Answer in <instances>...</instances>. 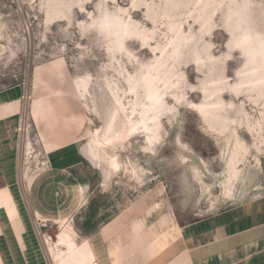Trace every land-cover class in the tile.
<instances>
[{"label":"rangeland","instance_id":"rangeland-1","mask_svg":"<svg viewBox=\"0 0 264 264\" xmlns=\"http://www.w3.org/2000/svg\"><path fill=\"white\" fill-rule=\"evenodd\" d=\"M102 10L123 23L121 44L92 27ZM242 35L249 50L235 47ZM157 64L167 107L150 145L140 123L149 102L128 81ZM14 86L24 91L21 178L48 171L46 154L59 142L100 155L84 163L90 185L77 224L91 223L85 230L142 204L185 225L264 195V0H0V91ZM205 102L210 127L194 110ZM114 110L116 130L104 137ZM236 138L248 153L230 178L228 160L242 153Z\"/></svg>","mask_w":264,"mask_h":264},{"label":"crops","instance_id":"crops-1","mask_svg":"<svg viewBox=\"0 0 264 264\" xmlns=\"http://www.w3.org/2000/svg\"><path fill=\"white\" fill-rule=\"evenodd\" d=\"M22 95L20 86L0 91V264H264V195L185 225L142 204L79 226L89 161L76 141L59 142L46 154L48 171L21 178ZM39 221L48 226L39 230ZM63 233L70 239L59 242Z\"/></svg>","mask_w":264,"mask_h":264},{"label":"bare ground","instance_id":"bare-ground-1","mask_svg":"<svg viewBox=\"0 0 264 264\" xmlns=\"http://www.w3.org/2000/svg\"><path fill=\"white\" fill-rule=\"evenodd\" d=\"M122 25H123V23L121 22L120 19H118L114 23V25L112 27V28H114V31L113 30L111 31V33L116 36V39H117V41L120 44H121V41H122V35L123 34L120 36V34L118 33L117 30ZM130 25H131V23H128L127 25L123 26L124 27V31L126 33L125 36H131L130 35V33H131ZM244 47L248 49V47H246V46H244ZM252 54L254 55V51H253ZM160 72H161V68H160V65H158V64L155 65V66H152L150 69H148V74L147 75H148L149 79H148L147 89L150 90L153 93V95H155V94L158 93L163 98L164 95L159 90V82H161V80H162V78L160 77ZM163 103H164V98H163ZM210 103L209 102H205L204 104H202V105H200L198 107H194V110H196L197 113L205 120V122L207 123V125L209 127L213 123V122L211 123V121H212L211 120L212 115H211V113L209 111L210 110V107H211V104ZM148 111H150V110L148 109ZM118 115H120V114H119V111H117V110H114V112L111 114L110 119H109V123H108V126H107V130L103 133V136L104 137L106 135H108V133H110L111 131L116 130V127H117L116 120H117ZM160 116H161L160 113H154V112H151L150 115H147V114L145 115L144 114L142 116V119H141V122L140 123L143 125V129H145V128L148 129V131H145V132H146L147 142L150 145H152L153 143L158 142L159 139H160V137H161L160 131H161L162 124H161ZM153 117H156V119L153 120ZM214 117H216V116H214ZM223 124H225V122ZM222 127L224 128V126H222ZM222 127H221V129H222ZM213 128H214V125H213ZM124 130L125 129L123 127V129L121 131H118V133L115 134L114 140L121 141L122 139L126 138L128 135H131L132 130L129 131V132H125ZM229 130H232V132L235 134V130L234 129L230 128ZM127 133H129V134H127ZM149 141H151V143ZM107 142L108 143L111 142V139L109 137L107 138ZM235 143H236V146H239V148L237 150H235V151H242V153L237 154V155H233V156H231L229 158L230 160H228L229 162L227 163L228 164V168L227 169L229 170L228 173L230 175L229 176L230 178H234V177L237 176V173H238V165H239L240 161L242 160V158H244L245 155L248 153V149L246 148V146H245V144H244L243 141H241L240 139H237L236 138L235 139ZM96 145H97V147L100 145L99 141L97 142ZM30 150H31V146L30 145H27L28 154L30 153ZM82 152H83L84 156L87 159H89V160H91L93 162L94 161H97L99 159V157H100L99 153L96 150V147H93V146H89V147L83 148L82 149ZM110 167H111V173H112V170H117L119 168V165H118V163L115 160L111 159L110 160ZM133 168H136V167H133ZM226 193H229L230 194L231 191L229 189H227V192ZM63 235H64L63 237L62 236L60 237L59 242H62L64 240H66V239H70L69 235H67L66 233H63ZM49 247H50L51 251L54 248V246H49Z\"/></svg>","mask_w":264,"mask_h":264},{"label":"snow or ice","instance_id":"snow-or-ice-1","mask_svg":"<svg viewBox=\"0 0 264 264\" xmlns=\"http://www.w3.org/2000/svg\"><path fill=\"white\" fill-rule=\"evenodd\" d=\"M101 8L103 9V6H101ZM117 19L118 17L115 13L108 12L107 10H102L101 15L98 17V20L93 23L92 27L97 28L102 35H108L110 34L112 27ZM248 41L249 37L247 35L237 36L235 38V47H238L241 49V51H243L244 46L248 43ZM145 67L150 68V65H146ZM88 78L90 77H85V79ZM148 79V75L144 74L143 69H141V72L136 73L135 79L131 77L129 78V92L139 94L141 86H143L147 101L149 102L147 105L148 109L151 112L162 114L167 106L163 103V98L158 93L153 95V93L147 89ZM171 110L172 109H169V111ZM133 115H135V112H133ZM155 119L156 117H153V120ZM137 128H139V124H137L132 129V131H136ZM144 131H148V129L145 128ZM149 142L151 143V141Z\"/></svg>","mask_w":264,"mask_h":264},{"label":"built area","instance_id":"built-area-1","mask_svg":"<svg viewBox=\"0 0 264 264\" xmlns=\"http://www.w3.org/2000/svg\"><path fill=\"white\" fill-rule=\"evenodd\" d=\"M22 100H24V91H23V95H22ZM47 226H48L47 223L44 221L38 222V229L39 230H42V229L46 228ZM42 237H43L44 241L46 242V236L42 235ZM47 238H50V237H47Z\"/></svg>","mask_w":264,"mask_h":264}]
</instances>
